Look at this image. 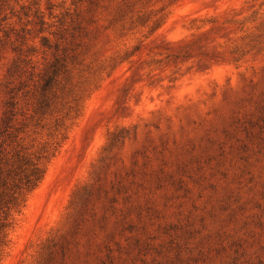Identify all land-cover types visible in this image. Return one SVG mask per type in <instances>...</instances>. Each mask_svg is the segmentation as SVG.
<instances>
[{
	"label": "rangeland",
	"instance_id": "1",
	"mask_svg": "<svg viewBox=\"0 0 264 264\" xmlns=\"http://www.w3.org/2000/svg\"><path fill=\"white\" fill-rule=\"evenodd\" d=\"M263 2L0 0V118L38 15L83 26L98 62L132 52L93 80L0 264H264ZM127 7L165 22L119 38Z\"/></svg>",
	"mask_w": 264,
	"mask_h": 264
},
{
	"label": "trees",
	"instance_id": "2",
	"mask_svg": "<svg viewBox=\"0 0 264 264\" xmlns=\"http://www.w3.org/2000/svg\"><path fill=\"white\" fill-rule=\"evenodd\" d=\"M165 9L134 11L127 7L109 27L119 38L145 26L153 33L165 22ZM37 18L39 34H47L39 37L38 46L19 48L7 70L8 77L18 79V84L9 91L0 118V249L6 246L14 218L25 207L28 195L42 182L58 138H66L69 126L81 114L83 101L97 87L93 80L132 55L126 51L98 62L90 58L93 42L83 26L81 37L71 32L65 21L53 30V22L41 15ZM44 131L49 140L37 142L34 135Z\"/></svg>",
	"mask_w": 264,
	"mask_h": 264
}]
</instances>
